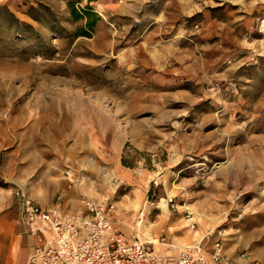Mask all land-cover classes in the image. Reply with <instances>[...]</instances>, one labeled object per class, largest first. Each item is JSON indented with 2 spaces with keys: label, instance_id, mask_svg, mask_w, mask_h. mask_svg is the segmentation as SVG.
I'll return each instance as SVG.
<instances>
[{
  "label": "rangeland",
  "instance_id": "374dc122",
  "mask_svg": "<svg viewBox=\"0 0 264 264\" xmlns=\"http://www.w3.org/2000/svg\"><path fill=\"white\" fill-rule=\"evenodd\" d=\"M18 193L264 264V0H0V264Z\"/></svg>",
  "mask_w": 264,
  "mask_h": 264
},
{
  "label": "built area",
  "instance_id": "2783aa9c",
  "mask_svg": "<svg viewBox=\"0 0 264 264\" xmlns=\"http://www.w3.org/2000/svg\"><path fill=\"white\" fill-rule=\"evenodd\" d=\"M18 200V221L36 241L25 264H230L220 242L211 251L195 243L167 254L153 242L129 238L114 225L111 209L92 198L72 212L44 207L23 193Z\"/></svg>",
  "mask_w": 264,
  "mask_h": 264
},
{
  "label": "crops",
  "instance_id": "0c3cea01",
  "mask_svg": "<svg viewBox=\"0 0 264 264\" xmlns=\"http://www.w3.org/2000/svg\"><path fill=\"white\" fill-rule=\"evenodd\" d=\"M28 235V234H27ZM30 238H31V244H30V248L28 249L29 251V254L32 252V250L34 249V246L36 245V241H35V238L34 237H32V236H30V235H28ZM29 254H28V256H29ZM28 256H27V258H28ZM27 260V259H26ZM26 263V261L24 262V264Z\"/></svg>",
  "mask_w": 264,
  "mask_h": 264
},
{
  "label": "trees",
  "instance_id": "16d2710c",
  "mask_svg": "<svg viewBox=\"0 0 264 264\" xmlns=\"http://www.w3.org/2000/svg\"><path fill=\"white\" fill-rule=\"evenodd\" d=\"M84 12H85V14L96 16V15L94 14V12H92V11L84 10ZM90 20H91V21H90L89 24H92V22L94 23V20H93V21H92V19H90Z\"/></svg>",
  "mask_w": 264,
  "mask_h": 264
}]
</instances>
